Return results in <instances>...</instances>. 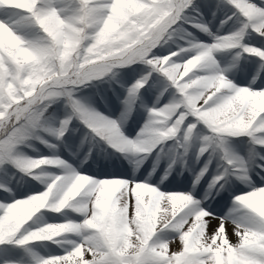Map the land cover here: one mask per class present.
I'll list each match as a JSON object with an SVG mask.
<instances>
[{
	"label": "snow or ice",
	"instance_id": "obj_1",
	"mask_svg": "<svg viewBox=\"0 0 264 264\" xmlns=\"http://www.w3.org/2000/svg\"><path fill=\"white\" fill-rule=\"evenodd\" d=\"M0 264H264V0H0Z\"/></svg>",
	"mask_w": 264,
	"mask_h": 264
},
{
	"label": "rangeland",
	"instance_id": "obj_2",
	"mask_svg": "<svg viewBox=\"0 0 264 264\" xmlns=\"http://www.w3.org/2000/svg\"><path fill=\"white\" fill-rule=\"evenodd\" d=\"M117 171L119 172L120 169H117ZM175 183V182H174ZM186 183V182H185ZM237 192H245L247 191V189H245L243 186H238L237 189H236ZM214 211L218 212V213H222L224 211H227V207H226V204L225 202L223 201H218L215 205H214ZM218 224V221H213V224H212V228H215L216 225ZM227 233H228V237L230 239V241L232 243H236L237 241V238L233 235V227L231 224H228L227 226ZM212 229H209V231H211ZM179 247V244L178 242L177 243H174L170 246V248L172 250H176L177 248Z\"/></svg>",
	"mask_w": 264,
	"mask_h": 264
}]
</instances>
